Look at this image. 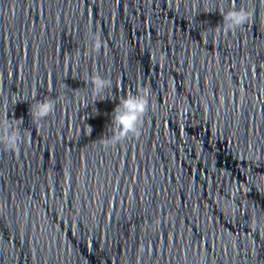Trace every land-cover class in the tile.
<instances>
[{
    "label": "water",
    "instance_id": "obj_1",
    "mask_svg": "<svg viewBox=\"0 0 264 264\" xmlns=\"http://www.w3.org/2000/svg\"><path fill=\"white\" fill-rule=\"evenodd\" d=\"M11 133L0 264H264V0H0Z\"/></svg>",
    "mask_w": 264,
    "mask_h": 264
},
{
    "label": "clouds",
    "instance_id": "obj_2",
    "mask_svg": "<svg viewBox=\"0 0 264 264\" xmlns=\"http://www.w3.org/2000/svg\"><path fill=\"white\" fill-rule=\"evenodd\" d=\"M228 19L233 21L230 27H236L243 25L248 19V13L244 11L229 13ZM100 43L97 40L96 49L98 50ZM94 89L97 94L103 92L106 87L110 86V81H106L99 76L93 79ZM146 95L143 97H129L123 99L116 106L114 111H117L115 117V123L119 128V133L115 140L122 139L128 135V133L138 134L137 124L142 120L143 115L147 111L148 101ZM123 109V111H120ZM54 111V102L51 100H46L43 102H38L34 107L30 109L33 119L44 118ZM90 127V126H89ZM92 130V128L90 127ZM19 136L17 133H11L7 136H0V142H4L6 146L10 149H15L17 147Z\"/></svg>",
    "mask_w": 264,
    "mask_h": 264
}]
</instances>
